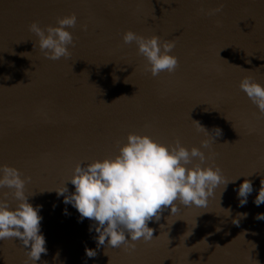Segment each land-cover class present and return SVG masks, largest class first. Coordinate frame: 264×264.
Wrapping results in <instances>:
<instances>
[{"label":"water","instance_id":"water-1","mask_svg":"<svg viewBox=\"0 0 264 264\" xmlns=\"http://www.w3.org/2000/svg\"><path fill=\"white\" fill-rule=\"evenodd\" d=\"M71 13L70 56L46 58L28 25H55ZM127 30L174 41L176 70L146 71L135 43L122 41ZM245 76L264 84V0H0V165L30 178L25 193L42 206L48 251L37 264H264V219L256 218L264 203H254L264 179V115L239 88ZM130 132L189 149L207 140L206 163L226 180L251 176L221 185L207 207L177 201L172 214L169 206L149 222L156 238L148 243L97 248L91 221L78 222L51 190L77 163L118 154ZM245 178L253 191L241 206L234 189ZM86 247L97 254L86 256ZM25 260L18 239L0 241V264Z\"/></svg>","mask_w":264,"mask_h":264},{"label":"clouds","instance_id":"clouds-1","mask_svg":"<svg viewBox=\"0 0 264 264\" xmlns=\"http://www.w3.org/2000/svg\"><path fill=\"white\" fill-rule=\"evenodd\" d=\"M77 22L75 13L58 17L55 25L44 27L33 20L28 25V30L37 37L33 47L38 46L40 52L51 60L69 57L70 47L75 43L69 29ZM122 41L124 44L135 43L137 54L146 61L145 70L153 76L163 71L172 73L179 65V58L172 54L174 41H162L159 35L144 36L132 30L123 33ZM239 88L264 115V84L245 76L240 80ZM200 145L189 149L179 139L170 145L146 134L130 132L118 154L77 163L63 186L51 191L77 210L78 222L84 218L91 221L89 232L96 233L93 239L97 248L117 249L123 245L134 249L136 241L148 243L156 238L149 222L153 219L159 221L169 206L174 214L177 201L184 206L207 207L209 199L221 185L224 191L229 182H235L241 176H251L226 180L219 165L206 163L209 157L203 149L208 148V141L203 140ZM29 179L15 167L0 165V188L11 190L16 201L15 204L9 203L7 192L0 196V241L18 239L25 250V264H37L41 254H46L48 249L41 231L42 206H33L25 193ZM68 183L74 186V191L69 192ZM234 190L240 198V205L246 204L253 191L251 180L245 178ZM254 203L257 206L264 203V179H261ZM64 214H68L67 208ZM256 218L264 219V213ZM233 223L238 224L239 218ZM85 254L94 257L97 251L86 247Z\"/></svg>","mask_w":264,"mask_h":264}]
</instances>
